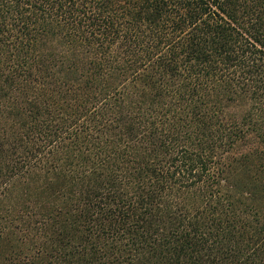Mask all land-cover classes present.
I'll return each mask as SVG.
<instances>
[{"label": "trees", "instance_id": "trees-1", "mask_svg": "<svg viewBox=\"0 0 264 264\" xmlns=\"http://www.w3.org/2000/svg\"><path fill=\"white\" fill-rule=\"evenodd\" d=\"M0 264H264V0H0Z\"/></svg>", "mask_w": 264, "mask_h": 264}]
</instances>
